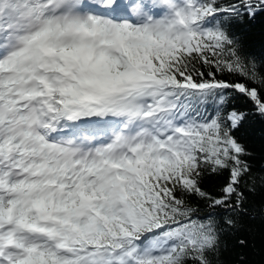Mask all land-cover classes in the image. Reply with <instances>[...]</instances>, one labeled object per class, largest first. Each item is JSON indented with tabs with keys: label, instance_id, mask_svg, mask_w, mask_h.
Returning a JSON list of instances; mask_svg holds the SVG:
<instances>
[{
	"label": "snow or ice",
	"instance_id": "snow-or-ice-1",
	"mask_svg": "<svg viewBox=\"0 0 264 264\" xmlns=\"http://www.w3.org/2000/svg\"><path fill=\"white\" fill-rule=\"evenodd\" d=\"M259 16L0 0V264H223L245 218L264 224V147L257 167L235 135L264 120V58L236 31Z\"/></svg>",
	"mask_w": 264,
	"mask_h": 264
},
{
	"label": "trees",
	"instance_id": "trees-1",
	"mask_svg": "<svg viewBox=\"0 0 264 264\" xmlns=\"http://www.w3.org/2000/svg\"><path fill=\"white\" fill-rule=\"evenodd\" d=\"M245 50L257 58H264V16H259L254 22L245 20L236 28ZM234 107L247 111L251 106L243 99L235 101ZM235 135L256 154L255 164L259 167L261 148L264 147V120L258 116H249ZM213 181H205V186L211 188ZM248 240L249 247L241 249L236 241L238 238ZM243 253L244 264H264V224L259 216L255 220L245 218L243 227L236 236L226 237L225 250L219 259L223 264H238Z\"/></svg>",
	"mask_w": 264,
	"mask_h": 264
}]
</instances>
